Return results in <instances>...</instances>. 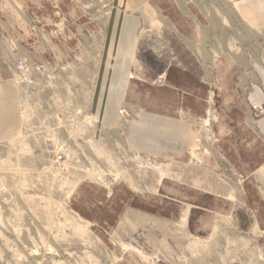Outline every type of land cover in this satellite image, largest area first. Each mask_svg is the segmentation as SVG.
Masks as SVG:
<instances>
[{"label": "rangeland", "instance_id": "obj_1", "mask_svg": "<svg viewBox=\"0 0 264 264\" xmlns=\"http://www.w3.org/2000/svg\"><path fill=\"white\" fill-rule=\"evenodd\" d=\"M233 7L0 0V264H264V38ZM140 111L190 126L187 152H131Z\"/></svg>", "mask_w": 264, "mask_h": 264}, {"label": "crops", "instance_id": "obj_2", "mask_svg": "<svg viewBox=\"0 0 264 264\" xmlns=\"http://www.w3.org/2000/svg\"><path fill=\"white\" fill-rule=\"evenodd\" d=\"M234 7L241 22L251 31L259 33L264 38V0H228ZM148 17V16H147ZM148 18L147 20H149ZM121 37L120 51L118 53L115 75L112 82V98L124 93V84L127 79H135L133 74H128L126 59L130 58L133 46L132 33L129 26ZM144 36L139 37L141 45ZM250 81L248 84L247 102L249 107L259 105L264 107V56L256 59L249 66ZM131 75L133 77H131ZM13 89V88H12ZM16 89V88H15ZM14 92V90H13ZM17 93V91H16ZM117 100H120L117 98ZM111 100L107 107L110 112L120 107L121 101ZM129 113L127 107H124ZM131 115V114H130ZM258 132L264 139V117L256 120ZM255 126V122L251 121ZM190 126L172 116L162 117L153 111H145L138 114L132 121L127 135V146L136 154L155 156L162 152L182 154L187 152L190 146Z\"/></svg>", "mask_w": 264, "mask_h": 264}, {"label": "built area", "instance_id": "obj_3", "mask_svg": "<svg viewBox=\"0 0 264 264\" xmlns=\"http://www.w3.org/2000/svg\"><path fill=\"white\" fill-rule=\"evenodd\" d=\"M251 111L254 118L264 117V107L263 106H251Z\"/></svg>", "mask_w": 264, "mask_h": 264}, {"label": "bare ground", "instance_id": "obj_4", "mask_svg": "<svg viewBox=\"0 0 264 264\" xmlns=\"http://www.w3.org/2000/svg\"><path fill=\"white\" fill-rule=\"evenodd\" d=\"M197 248H198V247H197ZM193 249H194V248H193ZM195 249H196V248H195ZM195 249H194V250H195Z\"/></svg>", "mask_w": 264, "mask_h": 264}]
</instances>
